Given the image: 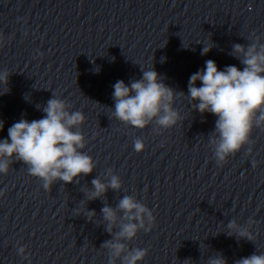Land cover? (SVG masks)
I'll return each mask as SVG.
<instances>
[{
  "label": "clouds",
  "instance_id": "clouds-1",
  "mask_svg": "<svg viewBox=\"0 0 264 264\" xmlns=\"http://www.w3.org/2000/svg\"><path fill=\"white\" fill-rule=\"evenodd\" d=\"M212 47L214 45H205L201 54L207 55ZM230 55L240 61L243 70L235 65L219 70L215 61L206 60L205 67L191 74L188 82L187 96L194 110L217 117L215 128L208 137L217 164L226 162L228 157L250 145L253 129L264 127V43L257 37L246 45L233 44ZM95 71L99 72V68ZM10 75L7 70L0 72V83L7 89L5 93L10 91L7 87ZM197 81L201 86H196ZM112 87L115 101L112 116L126 125L144 129L154 121L160 128L168 129L180 120L173 105L177 94H185L165 85L153 66L150 70L142 69V78L132 80L130 86L118 80ZM70 107L53 92L45 106L37 105L45 114L42 118L32 121L22 118L13 123L8 128V138L0 140V173L7 174L10 165L22 161L28 173L40 178L43 188L48 191L57 181L78 183L81 175L91 174L97 165L83 151L86 139L79 130L85 116L81 111H69ZM3 127L4 122L0 120V130ZM133 145L137 152L145 146L141 138H136ZM248 151H251L250 147ZM255 163L253 161V166ZM91 185L85 193L86 201H104L102 221L105 231L112 237L101 245L107 249L108 264L118 261L120 264H138L148 250L130 248L129 242L139 231H151L155 222L152 210L133 195H123L115 207L108 205V190L120 192L122 189V181L112 169L106 170L103 179L99 176L92 179ZM86 212L87 218L96 216L94 210ZM251 223L253 221L249 219L248 224ZM226 227L227 235L252 241L248 228L235 219ZM25 250V247H19L17 252L26 259ZM207 264H227V260L222 253H216L208 258ZM234 264H264V253L242 257Z\"/></svg>",
  "mask_w": 264,
  "mask_h": 264
}]
</instances>
